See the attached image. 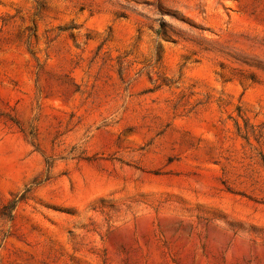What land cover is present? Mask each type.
<instances>
[{"label": "rangeland", "instance_id": "rangeland-1", "mask_svg": "<svg viewBox=\"0 0 264 264\" xmlns=\"http://www.w3.org/2000/svg\"><path fill=\"white\" fill-rule=\"evenodd\" d=\"M0 264H264V0H0Z\"/></svg>", "mask_w": 264, "mask_h": 264}]
</instances>
